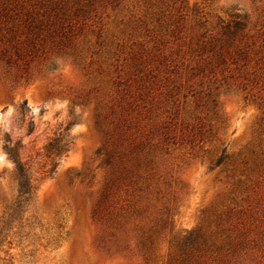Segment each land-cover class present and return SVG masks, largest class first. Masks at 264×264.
I'll return each mask as SVG.
<instances>
[{"label":"rangeland","instance_id":"374dc122","mask_svg":"<svg viewBox=\"0 0 264 264\" xmlns=\"http://www.w3.org/2000/svg\"><path fill=\"white\" fill-rule=\"evenodd\" d=\"M56 1L70 49L27 83L0 62V130L39 181L9 219L18 188L0 142V264H177L191 235L207 264H264V0ZM67 127V154L43 173L44 145ZM119 137L148 168L126 176Z\"/></svg>","mask_w":264,"mask_h":264},{"label":"trees","instance_id":"16d2710c","mask_svg":"<svg viewBox=\"0 0 264 264\" xmlns=\"http://www.w3.org/2000/svg\"><path fill=\"white\" fill-rule=\"evenodd\" d=\"M68 17V9L60 1L0 0V62L7 67H14L17 71L23 70L21 78L25 77L27 83L31 79L29 70L32 64L48 60L54 54H65L70 49L72 30L70 25H66ZM244 27L245 22L240 18L235 19L232 25L224 26V34L227 39L224 47H228ZM221 61L223 62L222 59ZM26 105L27 103L24 101L19 106L21 115H25L24 107ZM33 125V122H30L27 135L33 133ZM120 126V121H118V130H120ZM70 130V127L60 130L44 145L42 154L46 157L47 162L43 168L49 164L50 169L43 173L53 174L61 158L67 154ZM0 142L2 150L15 166L18 197L11 208V213H7V217L12 219L19 214L21 202H28L35 196L39 181L34 178L31 168L23 160L24 142L13 139L7 132L1 133V130ZM124 143L125 141L119 137L112 147L111 159H118V165L119 167L123 166L126 176L135 175L138 170L148 168V160L132 159V150L127 151ZM127 157L129 159L125 161ZM226 159L227 155L224 149L220 156L216 157L215 166L224 164ZM121 176L123 174L117 181H120ZM7 226L6 219L2 218L0 220V237L4 236ZM192 236L185 238L180 245V260L177 264H207L210 258V247L198 236L194 238ZM141 246L143 249L147 247L146 243H142ZM217 252L220 254L222 251L218 250ZM219 254L214 259L216 263L220 261Z\"/></svg>","mask_w":264,"mask_h":264},{"label":"snow or ice","instance_id":"6c2138e0","mask_svg":"<svg viewBox=\"0 0 264 264\" xmlns=\"http://www.w3.org/2000/svg\"><path fill=\"white\" fill-rule=\"evenodd\" d=\"M3 159V157H0V160H2Z\"/></svg>","mask_w":264,"mask_h":264}]
</instances>
